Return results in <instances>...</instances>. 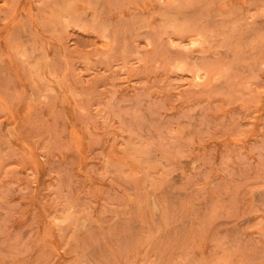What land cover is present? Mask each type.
Returning a JSON list of instances; mask_svg holds the SVG:
<instances>
[{"label": "rangeland", "instance_id": "374dc122", "mask_svg": "<svg viewBox=\"0 0 264 264\" xmlns=\"http://www.w3.org/2000/svg\"><path fill=\"white\" fill-rule=\"evenodd\" d=\"M0 264H264V0H0Z\"/></svg>", "mask_w": 264, "mask_h": 264}]
</instances>
